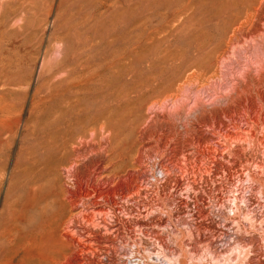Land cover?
<instances>
[{
	"label": "rangeland",
	"instance_id": "374dc122",
	"mask_svg": "<svg viewBox=\"0 0 264 264\" xmlns=\"http://www.w3.org/2000/svg\"><path fill=\"white\" fill-rule=\"evenodd\" d=\"M212 1L0 0V202L43 138L29 124L71 82L114 125L54 166L55 190L78 201L63 220L89 246L82 264H264V0ZM246 91L263 98L250 116Z\"/></svg>",
	"mask_w": 264,
	"mask_h": 264
},
{
	"label": "bare ground",
	"instance_id": "6f19581e",
	"mask_svg": "<svg viewBox=\"0 0 264 264\" xmlns=\"http://www.w3.org/2000/svg\"><path fill=\"white\" fill-rule=\"evenodd\" d=\"M212 1V0H211ZM220 1V0H219ZM213 2V1H212ZM226 10V9H225ZM227 13V11H226ZM222 14V13H221ZM79 36V35H78ZM81 37V36H80ZM78 38V37H77ZM76 38V40H77ZM61 39V38H60ZM200 40V39H199ZM262 40V39H261ZM60 41V40H59ZM67 41V40H66ZM81 41V40H80ZM205 41V40H204ZM233 41V40H231ZM239 41V40H236ZM192 42V41H189ZM195 42V41H194ZM198 42V41H197ZM215 41H213L214 43ZM234 42V41H233ZM264 42V40H263ZM261 41H252L254 48H259ZM86 43V42H85ZM212 43V42H211ZM235 43V42H234ZM62 44V43H60ZM231 44V43H230ZM233 44V43H232ZM236 44V43H235ZM85 45V44H83ZM87 45V44H86ZM198 45V43H197ZM200 45V44H199ZM243 45V44H242ZM245 45V44H244ZM249 45V44H248ZM247 45V46H248ZM72 46V45H69ZM82 46V45H81ZM203 45H201L202 47ZM213 46V45H212ZM233 46V45H231ZM239 46V45H238ZM237 46V47H238ZM241 46V45H240ZM239 46V47H240ZM87 47V46H86ZM186 47V46H185ZM218 47V46H217ZM235 47V46H234ZM236 49L234 55L241 50ZM252 47V48H253ZM263 47V46H262ZM52 48V47H51ZM65 48V47H64ZM70 48V47H69ZM82 48V47H81ZM189 47L187 46V49ZM243 48V47H242ZM261 48V47H260ZM264 48V47H263ZM66 49V48H65ZM78 49V48H77ZM192 49V48H191ZM244 49V48H243ZM249 49V47H248ZM246 49V50H248ZM60 53H64L63 47ZM257 50V49H256ZM259 50V49H258ZM56 51V50H55ZM68 51V50H67ZM186 51V50H185ZM197 51V50H196ZM242 51V50H241ZM244 51V50H243ZM255 51V50H254ZM260 51V50H259ZM258 51V53H259ZM188 52V50H187ZM246 52V51H244ZM257 52V51H256ZM70 53V52H69ZM243 53V52H242ZM247 53V52H246ZM251 53H253L251 51ZM76 54V53H75ZM255 54V53H254ZM263 54V53H261ZM60 55V54H59ZM178 55V54H177ZM212 55V54H211ZM72 56V55H71ZM244 56V55H243ZM260 56V55H258ZM264 56V55H263ZM177 57V56H176ZM182 57V56H181ZM191 57V56H190ZM218 57V56H217ZM220 57V56H219ZM232 57V56H231ZM256 57V56H255ZM59 58V57H57ZM56 58V59H57ZM61 58V57H60ZM252 58V57H251ZM176 59V58H175ZM204 59V58H203ZM219 59V58H217ZM234 59V58H233ZM232 59V61H233ZM261 59V58H260ZM264 59V58H262ZM206 60V59H205ZM208 60V59H207ZM231 60V59H230ZM235 60V59H234ZM178 61V60H177ZM209 61V60H208ZM217 61V60H216ZM256 61V60H255ZM263 60H260L257 66L261 70L264 68ZM70 63V62H69ZM145 63V62H144ZM197 67V62H195ZM209 63V62H208ZM231 63V62H230ZM229 63V64H230ZM47 64V63H46ZM201 64V63H200ZM199 64V65H200ZM49 65V64H48ZM54 65V64H53ZM58 65V64H57ZM91 65V64H90ZM104 65V64H103ZM106 65V64H105ZM204 65V64H203ZM241 65V64H240ZM50 66V65H49ZM55 66V65H54ZM60 66V65H59ZM71 66V65H70ZM83 66V65H82ZM195 66L192 68L195 69ZM234 66V65H233ZM239 66V65H238ZM248 66V65H247ZM47 67V66H46ZM53 67V66H52ZM72 67V66H71ZM70 67V68H71ZM76 67V66H75ZM78 67V66H77ZM76 67V68H77ZM89 67V66H87ZM86 67V68H87ZM95 67V66H94ZM156 67V66H154ZM152 67V68H154ZM171 67V66H170ZM199 67V66H198ZM242 67H244L242 65ZM80 68V67H79ZM101 68V66H100ZM103 68V67H102ZM202 68V67H201ZM247 68V67H246ZM245 68V69H246ZM52 69V68H51ZM54 69V68H53ZM81 69V68H80ZM89 69V68H87ZM96 69V68H95ZM155 69V68H154ZM241 69V68H240ZM249 69V68H248ZM256 69V68H255ZM63 70V69H62ZM193 70V69H192ZM243 70V69H242ZM259 70V71H260ZM49 71V70H48ZM51 71V70H50ZM49 71V72H50ZM94 71V68H93ZM96 71V70H95ZM103 71V70H102ZM177 71V70H176ZM175 71V72H176ZM196 71V70H195ZM203 71V70H201ZM262 71V70H261ZM45 72V71H44ZM69 72V71H68ZM98 72V71H97ZM194 73L193 71H190ZM47 73V72H46ZM108 73V71L106 72ZM164 73V72H163ZM62 74V73H61ZM60 74V75H61ZM92 74V73H91ZM151 75V73H149ZM179 74V73H177ZM188 74V73H187ZM202 74V73H200ZM44 75V74H43ZM53 78L55 74H52ZM59 75V74H58ZM66 75V74H65ZM147 75V76H150ZM197 75V74H196ZM63 76V75H61ZM75 76V75H74ZM176 76V74H175ZM195 76V75H194ZM193 76V77H194ZM201 76V75H200ZM199 76V77H200ZM211 76V75H209ZM56 77V75H55ZM60 77V76H59ZM72 77V76H70ZM82 77H85L82 75ZM146 77V76H145ZM153 77V76H152ZM192 77V76H191ZM190 77V78H191ZM196 76V78H199ZM212 77V76H211ZM210 77V78H211ZM80 78V77H78ZM174 78V76H173ZM183 78V77H182ZM195 78V79H196ZM208 78V77H207ZM60 79V78H59ZM68 79V78H67ZM74 79V78H72ZM71 79V80H72ZM85 79V78H83ZM83 79H78L81 83ZM87 79V77H86ZM146 79V78H145ZM254 79V78H253ZM151 80V79H150ZM150 80H148L150 82ZM194 80V79H192ZM73 81V80H72ZM76 81V80H75ZM76 81V82H78ZM142 81V80H141ZM153 81V80H152ZM197 82V80H195ZM66 82V81H65ZM69 83L71 81H68ZM148 82V83H149ZM180 82V81H179ZM192 82V81H191ZM194 82V81H193ZM67 83V82H66ZM87 83V82H86ZM92 83V82H91ZM106 83V82H105ZM136 83V82H135ZM145 83V81H144ZM61 84V83H60ZM75 85V91L68 96L60 104L49 107V118L45 122H34L29 124L33 133L41 132L42 140L32 146L28 152V157L24 168L17 165L19 172L13 173L10 182L7 184L6 195L0 202V264H74L68 257L65 249L75 250L76 264H82L80 254L89 247L83 244L81 238L70 230V220L65 222L64 209L69 207L71 212H76L78 209V201L70 198L64 193H59L55 190L57 179L55 177L54 166L62 164L63 159L68 157L70 147L77 140H86L89 136L90 140H96L99 134L104 136L107 134L105 141L110 139L112 133V124L108 117L109 114H91L86 110V106L78 98V85L71 82L70 90ZM95 84V83H94ZM146 84V83H145ZM162 86V84H159ZM174 85V84H173ZM62 86V85H61ZM65 86V84L63 85ZM67 86V85H66ZM137 86V85H136ZM165 86V85H164ZM141 87V86H140ZM139 87V88H140ZM150 87V86H149ZM258 87V86H257ZM61 88V87H60ZM131 89V88H130ZM152 90V89H151ZM82 92V90H80ZM72 92V90L70 91ZM89 92V90H88ZM69 93V92H68ZM82 94V93H81ZM240 94V93H239ZM80 96V95H79ZM108 98V96H105ZM104 99V98H103ZM101 100V99H100ZM99 100V101H100ZM84 101V100H83ZM95 101V100H94ZM98 101V102H99ZM103 101V100H102ZM106 101V100H105ZM97 102V103H98ZM132 102V100H131ZM253 102V103H252ZM263 98L259 94L254 95L246 91L237 100V110L243 111L242 114L250 116L253 113V104L257 108L263 104ZM55 103V102H54ZM88 103V102H87ZM91 103V102H90ZM102 104V102H100ZM53 104V103H52ZM129 104V103H128ZM45 105V104H44ZM87 105V104H86ZM252 105V106H251ZM89 107V106H88ZM102 107V106H101ZM117 107V105H116ZM260 107V106H259ZM263 107V106H262ZM93 108V107H92ZM91 108V109H92ZM99 107H97L98 109ZM110 108V107H109ZM89 110V109H88ZM236 112V111H234ZM45 113V112H44ZM43 113V114H44ZM110 113V112H109ZM224 114V113H223ZM47 115V112H46ZM241 115V114H240ZM256 115V114H254ZM227 116V115H226ZM235 116V115H234ZM233 116V117H234ZM257 116V115H256ZM258 117V116H257ZM222 118V117H221ZM125 119V118H124ZM229 119V116H228ZM112 120V118H111ZM114 120V119H113ZM263 120V119H262ZM229 121V120H228ZM214 122V121H213ZM258 124V123H257ZM256 125V124H255ZM212 126V125H210ZM42 127V128H41ZM220 127V126H219ZM235 127V126H234ZM225 128V127H224ZM251 128V127H249ZM237 129V128H236ZM220 130V129H219ZM29 131V130H28ZM31 131V132H32ZM232 133V132H231ZM248 133V132H247ZM251 133V132H250ZM116 134V133H115ZM237 134V133H236ZM34 136V135H33ZM238 138V137H237ZM239 139V138H238ZM89 141V142H92ZM251 141V140H250ZM259 141V140H258ZM262 141V140H261ZM264 141V139H263ZM104 142V143H105ZM102 143V142H101ZM109 143V141H108ZM245 143V142H244ZM251 143V142H250ZM264 143V142H263ZM261 143V144H263ZM92 144V143H91ZM103 144V143H102ZM119 144V143H118ZM98 145V144H97ZM100 147V146H98ZM117 148V147H116ZM101 149V148H100ZM104 150V149H103ZM92 151V150H91ZM99 151V150H98ZM202 151V150H201ZM111 154V153H110ZM200 154V153H199ZM202 155V154H201ZM100 156V155H99ZM196 157V156H195ZM207 157V156H206ZM202 158V157H201ZM218 158V157H217ZM243 158V157H242ZM105 159V158H104ZM124 159V158H123ZM205 160V159H204ZM220 160V159H219ZM209 161V160H208ZM258 161V160H257ZM210 162V161H209ZM212 162V161H211ZM225 162V161H224ZM229 162V160H228ZM187 163V162H186ZM236 163V162H235ZM247 163V162H246ZM143 164V163H142ZM253 164V163H252ZM141 166V165H140ZM260 166V164H259ZM98 167V166H97ZM208 167V166H207ZM255 167V166H254ZM253 167V168H254ZM258 167V166H256ZM169 169V168H168ZM240 169V168H239ZM174 171V170H173ZM180 171V170H179ZM178 171V172H179ZM171 172V171H170ZM261 172V177L264 171ZM258 172V173H259ZM70 173V172H69ZM168 173V172H167ZM240 174V173H239ZM244 174V173H243ZM248 174V173H247ZM257 174V173H256ZM260 174H257L260 175ZM57 175V174H56ZM164 175V174H163ZM238 175V174H237ZM175 176V175H174ZM178 176V175H177ZM208 176V175H207ZM210 176V175H209ZM257 178V177H256ZM176 179V178H175ZM178 179V178H177ZM247 179V178H246ZM179 180V179H178ZM255 180V179H254ZM258 180V178L256 179ZM259 181V180H258ZM250 182L251 181H248ZM197 184V183H196ZM3 182L0 181V190ZM262 186V185H260ZM81 188V187H80ZM256 190V189H255ZM258 190V189H257ZM263 189H260V191ZM64 192V191H63ZM81 193V192H80ZM258 193V192H257ZM256 193V195H257ZM260 193V192H259ZM264 193V192H263ZM255 195V196H256ZM260 196V195H259ZM258 198V197H257ZM262 198V197H261ZM78 199V198H77ZM170 199V198H169ZM237 199V198H236ZM166 200V199H165ZM168 201V199H167ZM114 207H117L115 201L112 202ZM172 203V202H171ZM172 205V204H171ZM97 208V207H96ZM113 209V208H112ZM116 209V208H115ZM248 209V208H247ZM240 210V209H239ZM175 211V210H174ZM238 212V211H237ZM105 213V212H103ZM163 214V213H162ZM84 215V214H83ZM84 218L88 222L94 223L95 218L92 215L85 214ZM262 215V214H261ZM66 217V216H65ZM248 217V216H247ZM246 217V218H247ZM250 218V217H249ZM263 218V217H262ZM255 220V219H254ZM257 220V219H256ZM86 221V220H85ZM259 221V220H258ZM264 221V220H263ZM182 222V221H181ZM262 222V220L260 221ZM83 223V222H82ZM184 223V222H183ZM187 225V224H186ZM255 225V224H254ZM185 226V225H184ZM183 226V227H184ZM246 226V225H245ZM182 227V228H183ZM190 227V225H189ZM237 227V226H236ZM250 227V226H249ZM248 227V228H249ZM254 227V226H253ZM260 227V226H259ZM256 229V228H255ZM74 231V230H73ZM77 231V230H76ZM79 231V230H78ZM101 232V231H100ZM99 232V233H100ZM258 232V231H257ZM90 238L97 242L102 240L88 232ZM145 235V234H144ZM87 236V237H89ZM86 237V238H87ZM248 237V236H247ZM104 238V237H103ZM246 238V237H245ZM257 238V237H256ZM81 239V240H80ZM161 239V238H160ZM209 239V238H208ZM251 239V238H250ZM85 240V239H84ZM164 240V239H163ZM240 240V239H239ZM256 240V239H255ZM104 241V240H103ZM110 241V240H109ZM113 241V240H112ZM167 241V240H166ZM188 241V240H187ZM244 242L243 239L240 240ZM253 241V240H252ZM257 241V240H256ZM94 242V241H93ZM105 242V241H104ZM115 242V241H114ZM264 242V241H263ZM164 245L166 243L162 241ZM252 243V242H251ZM88 244V243H87ZM172 244V243H171ZM238 244V243H237ZM256 247V242L252 243ZM239 245V244H238ZM104 246V245H103ZM264 246V245H263ZM184 247V245H183ZM189 247V246H188ZM249 247V246H248ZM254 247V248H255ZM163 248V247H162ZM187 248V247H186ZM93 249V247H92ZM91 249V250H92ZM245 249V248H244ZM77 250V252H76ZM176 250V249H175ZM224 250V249H223ZM247 250V249H246ZM88 251V250H87ZM101 252V251H100ZM177 252V251H176ZM89 252H87L88 254ZM91 253V252H90ZM256 254V252H255ZM251 255V254H249ZM259 255V254H258ZM97 256V255H96ZM95 258V257H94ZM125 258V257H124ZM171 258V257H170ZM101 259V258H100ZM245 259V258H244ZM83 260V259H82ZM88 260V259H87ZM84 261V260H83ZM181 261V260H180ZM89 262V261H87ZM212 262V261H211ZM259 263V262H258ZM84 264V263H83ZM94 264V263H90ZM247 264V263H246Z\"/></svg>",
	"mask_w": 264,
	"mask_h": 264
}]
</instances>
